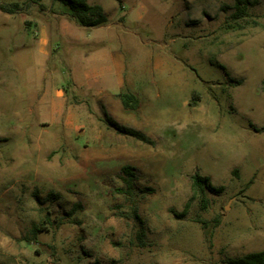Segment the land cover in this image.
<instances>
[{
    "label": "rangeland",
    "instance_id": "obj_1",
    "mask_svg": "<svg viewBox=\"0 0 264 264\" xmlns=\"http://www.w3.org/2000/svg\"><path fill=\"white\" fill-rule=\"evenodd\" d=\"M255 1L236 19L237 0H89L107 17L95 28L53 0L0 11V264H230L264 251ZM126 165L132 195L118 191ZM196 173L215 189L178 217Z\"/></svg>",
    "mask_w": 264,
    "mask_h": 264
},
{
    "label": "trees",
    "instance_id": "obj_2",
    "mask_svg": "<svg viewBox=\"0 0 264 264\" xmlns=\"http://www.w3.org/2000/svg\"><path fill=\"white\" fill-rule=\"evenodd\" d=\"M26 2L25 6L15 3V4H1L0 5V11L4 14L8 15H16L25 10V7L29 4L36 5L41 11H44L45 6L43 4L44 0H24ZM53 2H59L65 6H67L70 11L73 18L76 20L78 24H80L82 27L85 28H95L103 26L107 23V17L105 15V12L101 6L98 5H91L89 3V0H53ZM255 2H251V0H237L236 2V9L237 12L234 14V17L236 19H240L247 15L248 9L251 5H256ZM122 99V105L124 109L136 111L140 108V101L134 94H121L119 96ZM109 126L113 129H115L118 133L133 137L139 141H141L144 144L154 146V142L142 134L139 131L128 129L124 127L123 125H120L112 118H108ZM124 177L122 178L126 189L118 190L122 194L126 195H132L134 188H135V182H136V174L135 169L130 166L126 165L123 166L121 169ZM192 192L193 195L190 198V201L185 206V209L181 215L178 217H185L188 213V210L190 208V203L193 201L197 196H203V202L205 204L203 205V209L206 208V203L208 200L206 199V191L208 189H215L212 186L211 180L208 177H203L199 173H196L192 176ZM81 208L80 205L74 206V208L68 212L64 219L71 220L73 216L76 214V212ZM63 222H59V225H61ZM73 223L74 222H70ZM52 224L51 218L46 216L45 220L40 225H35L32 229V234L34 238L41 232H44L45 226ZM230 264H264V251L258 252V253H252L249 254L239 260H231L229 262Z\"/></svg>",
    "mask_w": 264,
    "mask_h": 264
},
{
    "label": "crops",
    "instance_id": "obj_3",
    "mask_svg": "<svg viewBox=\"0 0 264 264\" xmlns=\"http://www.w3.org/2000/svg\"><path fill=\"white\" fill-rule=\"evenodd\" d=\"M59 95L62 96V93H60Z\"/></svg>",
    "mask_w": 264,
    "mask_h": 264
}]
</instances>
